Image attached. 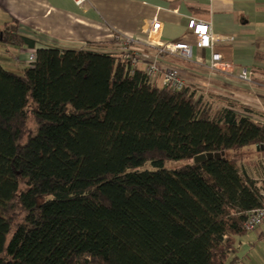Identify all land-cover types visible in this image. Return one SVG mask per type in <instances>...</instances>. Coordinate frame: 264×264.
<instances>
[{
  "label": "trees",
  "instance_id": "obj_1",
  "mask_svg": "<svg viewBox=\"0 0 264 264\" xmlns=\"http://www.w3.org/2000/svg\"><path fill=\"white\" fill-rule=\"evenodd\" d=\"M1 41L34 48L15 23ZM210 99L95 48L36 49L21 74L0 64V264L240 261L264 182L228 154L263 146L264 127Z\"/></svg>",
  "mask_w": 264,
  "mask_h": 264
},
{
  "label": "crops",
  "instance_id": "obj_2",
  "mask_svg": "<svg viewBox=\"0 0 264 264\" xmlns=\"http://www.w3.org/2000/svg\"><path fill=\"white\" fill-rule=\"evenodd\" d=\"M154 18L161 23L163 42L193 46L191 60L164 54L158 61L176 68L192 88L203 85L219 98L249 108L252 112L244 114L255 122L264 120V0H85L80 5L74 0H0V42L7 23H15L18 34L34 42L33 49L7 44L15 50L0 64L7 70L23 68L27 54L40 48L109 52L116 49L118 37L143 42ZM189 18L209 25L215 37L210 48L195 47L194 36L186 28ZM212 53L229 66L209 69ZM241 68L253 71L250 83L237 80ZM249 147L235 152L239 155L233 158L243 173L264 182V145ZM235 256L243 264H264V223L238 238Z\"/></svg>",
  "mask_w": 264,
  "mask_h": 264
},
{
  "label": "built area",
  "instance_id": "obj_3",
  "mask_svg": "<svg viewBox=\"0 0 264 264\" xmlns=\"http://www.w3.org/2000/svg\"><path fill=\"white\" fill-rule=\"evenodd\" d=\"M85 0H74L78 5L82 4ZM186 28L194 36V45L196 48H210L215 37L212 36L209 25L204 21L195 18H189ZM161 23L156 19H152L149 28L146 32V37L143 42L134 38L116 37L118 45L121 41L122 46L119 49L109 51L114 57L126 60L131 69L139 68L143 64V70L151 84L160 82V86L172 90H179L187 86L185 77L175 68L166 66L158 61L159 55L169 54L180 57L184 60H191L192 58V45L179 41V42H163L161 40ZM141 47L151 50L154 57L150 53L147 55ZM35 60V51H30L26 56L27 64L33 63ZM229 66L228 63L222 61V58L217 53H212L208 62V67L212 71L225 70ZM253 77V71L246 68H241L236 74L238 81L243 83H250ZM264 127V120L257 121ZM264 223V192L262 193V205L260 208L248 212L245 228L246 230H255ZM234 264H243L237 261Z\"/></svg>",
  "mask_w": 264,
  "mask_h": 264
},
{
  "label": "rangeland",
  "instance_id": "obj_4",
  "mask_svg": "<svg viewBox=\"0 0 264 264\" xmlns=\"http://www.w3.org/2000/svg\"><path fill=\"white\" fill-rule=\"evenodd\" d=\"M122 46V43L121 41L119 42V46L116 47V49H119L121 48ZM141 49H145V47H141ZM13 50H15L14 48H12L11 46L5 44V43H1L0 42V61L5 63V61H7V59L9 60L10 57H12V53H13ZM146 54L150 53L151 57H154L153 56V52L151 50H148L147 48L145 50H143ZM147 54V55H148ZM160 63H163L162 61H159ZM164 64V63H163ZM165 65V64H164ZM143 64H140V67L143 68ZM26 67H29V64H26L24 65L23 68H10L9 70L12 71V72H15V73H18V74H21L23 69L26 68ZM176 69V68H175ZM198 86V87H196ZM195 87H193L194 90H196V92L198 94H200L201 96H204L206 98H212L214 99L213 100V104L214 105H219L220 102L218 100H215L218 96L216 95V92L215 91H208L206 89V87H204L203 85H196ZM29 128L31 129L32 132H34L35 128H34V124L32 123V121L29 122ZM246 149L247 148H252V147H245ZM234 155V156H233ZM239 154H236V153H229L228 156L229 157H238ZM248 155V154H247ZM248 158V156H247ZM254 157L251 156L250 159H252ZM255 160V159H254ZM248 161H249V158H248ZM192 162V160H189V159H181V160H175V161H168V162H165L163 167L165 169H168V170H174V169H177L181 166H184V165H187V164H190ZM147 168H151L149 165Z\"/></svg>",
  "mask_w": 264,
  "mask_h": 264
},
{
  "label": "water",
  "instance_id": "obj_5",
  "mask_svg": "<svg viewBox=\"0 0 264 264\" xmlns=\"http://www.w3.org/2000/svg\"><path fill=\"white\" fill-rule=\"evenodd\" d=\"M222 159L224 160V152H216V153H206V154H200L197 155L195 157H193V163L197 164V163H201L207 159Z\"/></svg>",
  "mask_w": 264,
  "mask_h": 264
}]
</instances>
